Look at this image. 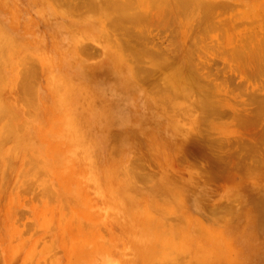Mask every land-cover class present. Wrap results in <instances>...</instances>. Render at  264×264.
<instances>
[{"label": "rangeland", "instance_id": "374dc122", "mask_svg": "<svg viewBox=\"0 0 264 264\" xmlns=\"http://www.w3.org/2000/svg\"><path fill=\"white\" fill-rule=\"evenodd\" d=\"M0 264H264V0H0Z\"/></svg>", "mask_w": 264, "mask_h": 264}, {"label": "bare ground", "instance_id": "6f19581e", "mask_svg": "<svg viewBox=\"0 0 264 264\" xmlns=\"http://www.w3.org/2000/svg\"><path fill=\"white\" fill-rule=\"evenodd\" d=\"M80 1H81V0H80ZM87 1H88V0H87ZM89 1H91V0H89ZM69 2H70V1H69ZM82 2H83V0H82ZM84 2H85V1H84ZM77 3H79V2H77ZM88 3H89V2H88ZM88 3H87V4H88ZM97 3H98V2H97ZM120 3H121V2H120ZM120 3H118V4H120ZM98 4H99V3H98ZM79 5H80V4H79ZM115 5H116V4H115ZM80 6H81V5H80ZM86 6L88 7V5H86ZM125 6H126V5H125ZM120 7H121V6H120ZM120 7H118V8L121 9ZM93 8H94V7H93ZM116 8H117V7H116ZM69 9H70V8H69ZM110 9H111V8H110ZM123 9H124V8L122 7V10H123ZM71 10H72V9H71ZM77 10H78V9H77ZM118 11H119V10H118ZM109 12H110V11H109ZM109 12H108V13H109ZM120 12H121V10H120ZM120 12H119V14H117V15H120V14H121ZM122 12L124 13V11H122ZM188 12H189V11H188ZM133 13H134V12H132V14H133ZM124 14H125V13H124ZM130 14H131V12H130ZM105 15H107V14H105ZM109 15H110V14H109ZM126 15H127V14H125V16H126ZM134 15H137V14L134 13ZM134 15H133V16H134ZM139 15H140V14H139ZM163 15H164V14H163ZM121 16H122V15H121ZM133 16H132V17H133ZM129 17H130V16H129ZM129 17H128V18H129ZM119 18H120V17H119ZM123 18L126 19V20H128L127 17L125 18V17L123 16ZM130 18H131V17H130ZM136 18H137V17H136ZM136 18H135V19H136ZM116 19H117V18H116ZM112 20H113V17H112V19L109 20V21H112ZM132 20H133V19H132ZM136 21H137V20H136ZM106 22H107V21H106ZM114 25H115V24H114ZM123 25H124V24H123ZM123 25H122V26H123ZM121 28H122V27H121ZM123 31H124V30H123ZM128 32H129V31H128ZM122 39H123V38H122ZM128 41H129V40H128ZM125 42H126V41H125ZM123 43H124V42H123ZM123 43H121L122 46H123ZM124 44H125V43H124ZM131 46H132V45H131ZM129 50H130V49H129ZM131 50H132V49H131ZM133 50H135V49L133 48ZM136 50H137V49H136ZM132 52H133V51H132ZM137 52H138V50H137ZM146 52H147V50H146ZM139 53H141V52L139 51ZM132 54H135V52L132 53ZM137 56L139 57V54H138ZM137 56H136V58H137ZM137 59H138V58H137ZM186 59H187V58H186ZM139 62H141V61H139ZM136 63H137V62H136ZM141 63H142V62H141ZM157 63H158V62H157ZM160 63H161V62H160ZM168 63H169V62H168ZM180 63H181V62H180ZM169 64H170V63H169ZM189 64H190V63H189ZM189 64H188V65H189ZM138 65H139V64H138ZM154 65H155V64H154ZM156 66H158V64H157ZM156 66H155V67H156ZM161 66H162V65H160V66H158V67L161 68ZM167 66H168V65H167ZM170 67H171V65H170ZM170 67H168V68H170ZM174 67H175V66H174ZM144 68H145V67H144ZM168 68H165V69H168ZM171 68H172V67H171ZM162 69H163V68H162ZM180 69H181V68H180ZM191 69H192V68H191ZM146 70H147V69H146ZM153 70L157 71L156 69H153ZM153 70H152V71H153ZM158 70H159V69H158ZM148 71H149V70H148ZM168 71H169V70H168ZM146 72H147V71H146ZM158 72H160V71H158ZM149 73H150V72H149ZM161 73H162V72H161ZM186 73H187V72H186ZM156 74H157V73H156ZM156 74H153V75H156ZM187 74H188V73H187ZM158 75H159V74H158ZM189 75H190V74H189ZM151 79H152V78H151ZM210 141H211V140H210ZM211 142H212V141H211ZM207 144H208V143H207ZM211 145H213V144H211ZM214 145H215V144H214ZM207 146H208V145H207ZM207 146H206V147H207ZM213 147H214V146H213ZM203 148H204V147H203ZM207 148H208V147H207ZM209 148H210V147H209ZM209 150H210V149H209ZM209 150H208V151H209ZM209 152H211V151H209ZM204 153H205V152H204ZM212 155H213V154H212ZM216 156H217V155H216ZM216 156H215V159H217ZM262 158H263V157H262ZM238 164H239V163H238ZM252 164H253V163H252ZM219 165H220V164H219ZM222 165H223V164H222ZM260 165H261V164H260ZM237 168H238V167H237ZM242 168H243V167H242ZM247 169H248V168H247ZM250 177H251V176H250Z\"/></svg>", "mask_w": 264, "mask_h": 264}]
</instances>
